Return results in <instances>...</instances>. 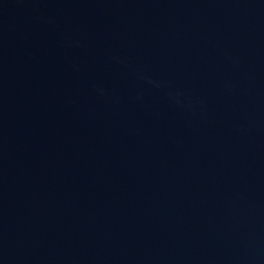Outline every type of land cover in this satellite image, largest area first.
<instances>
[{
  "label": "water",
  "instance_id": "95a60500",
  "mask_svg": "<svg viewBox=\"0 0 264 264\" xmlns=\"http://www.w3.org/2000/svg\"><path fill=\"white\" fill-rule=\"evenodd\" d=\"M0 264H264V0H0Z\"/></svg>",
  "mask_w": 264,
  "mask_h": 264
}]
</instances>
